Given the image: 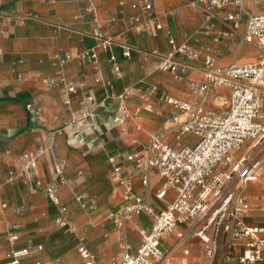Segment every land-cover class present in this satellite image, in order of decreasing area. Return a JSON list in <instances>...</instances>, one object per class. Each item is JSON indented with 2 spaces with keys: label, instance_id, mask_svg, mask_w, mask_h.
I'll return each instance as SVG.
<instances>
[{
  "label": "crops",
  "instance_id": "0c3cea01",
  "mask_svg": "<svg viewBox=\"0 0 264 264\" xmlns=\"http://www.w3.org/2000/svg\"><path fill=\"white\" fill-rule=\"evenodd\" d=\"M136 1L0 0V264L10 249L27 251L21 264H82L79 234L99 262L135 254L137 230L150 228L152 221L138 214L117 225L115 220L132 201L125 199L113 169H119V178H129L131 193L143 203L157 212L165 209L175 194L169 190L162 199L156 197L161 179L145 168L148 148L157 134L177 146L173 133L188 116L166 100L193 105L197 97L191 84L203 82L207 56L217 66L258 59V47L241 39L246 17L240 15L234 31L225 20L236 8L215 11L208 20L199 0H149L151 10L144 16L131 7ZM261 3L243 0V7L257 15L264 11ZM102 40L111 43L104 46ZM121 44L133 49L130 58L123 57ZM172 45L200 52L195 61L174 56L181 66L180 79L157 69ZM91 50L97 55L95 63L75 57L77 51ZM63 53L72 58L59 64ZM110 57L120 76L113 73ZM70 85L73 92L67 91ZM126 92L130 95L124 100L117 98ZM121 106L130 117L120 127L112 119ZM229 106L227 88L211 87L202 100L203 109L215 115H223ZM197 141L186 134L179 145L194 146ZM37 149L43 154L35 169L21 171L18 158ZM129 156L142 160L143 166L136 168ZM239 156L260 167L258 180L242 185L241 191L249 206L244 220L264 237V146H247ZM9 176L13 181L7 183ZM233 184L239 185L236 180ZM48 191L65 208L63 215ZM61 217L75 231L58 226ZM8 226L18 235L11 246L5 236ZM215 228L208 215L178 225L161 240L162 264H236L226 258L234 241L231 234ZM201 237L216 241L213 258H208ZM240 252L231 250L234 258Z\"/></svg>",
  "mask_w": 264,
  "mask_h": 264
},
{
  "label": "built area",
  "instance_id": "2783aa9c",
  "mask_svg": "<svg viewBox=\"0 0 264 264\" xmlns=\"http://www.w3.org/2000/svg\"><path fill=\"white\" fill-rule=\"evenodd\" d=\"M262 2L264 0H254ZM204 4V11L208 20L213 18L215 11L232 7L238 12L227 14L225 20L231 23L232 30L239 28V18L246 17L242 42L255 44L259 49V56L254 63H232L226 66H217L209 57H205L203 82L199 85L191 84L193 94L197 100L192 104L179 103L167 99L166 103L174 105L180 112L187 114V119L178 123V129L173 133L177 146L165 142L160 134L151 137L148 148V157L145 162L146 170H152L161 179V186L156 197L162 199L166 192L172 190L174 200L157 212L147 203L131 193L129 178H119L120 171L117 167L113 174L118 178L119 185L125 190L124 197L131 200L132 204L124 208L118 220V226L131 215L145 214L152 224L150 228H139V246L135 254H124L119 260L108 263L99 262L96 257L85 247V237L78 235L77 251L82 264H162L165 254L161 249V240L173 234L180 224L191 222L200 216H209L215 223V231L221 230L230 233L234 240L228 245L230 250L227 259H234L236 264H264V237L260 235L259 228L245 222L244 215L248 211V202L241 186L254 182L260 177L258 162L249 163L247 156L236 157L245 147L251 149L264 146V11L252 15L243 7V0H199ZM131 7L139 9L145 16L151 10L149 0H138ZM135 18L134 21H138ZM160 29V26H156ZM94 36L99 39V32L94 30ZM110 40H102L106 46ZM172 43V42H170ZM122 55L130 58L133 49L121 44ZM75 57L95 63L97 55L94 51H77ZM175 55H181L189 61L198 60L200 52L185 45L175 47L166 56L160 57L157 69L169 72L180 79V65L174 61ZM72 58L69 53L59 55V64H64ZM112 71L120 76L119 68L114 64L115 58L110 57ZM227 88L230 90V106L223 115H215L205 111L202 100L209 88ZM68 92H73L72 85ZM130 92L117 96L124 100ZM89 98L88 100H92ZM151 111L150 106L145 107ZM130 117L128 111L119 107L112 119L115 126H122ZM194 135L198 141L194 146H180L179 140L183 135ZM43 154L42 149L25 153L18 158L21 171L35 169L38 160ZM129 161H134L136 168L143 166V161L136 156H129ZM114 162V159H110ZM59 173V169H56ZM236 180L239 185L233 184ZM9 176L5 182H12ZM2 182H0L1 184ZM143 184H147L146 178ZM50 202L59 207L60 213H65V208L59 204L58 197L52 192H47ZM5 208V205H2ZM108 218L114 219V214ZM57 225L75 231L67 218L61 217ZM9 245L18 240V235L8 226L5 231ZM208 245L206 254L213 258L216 254L217 243L209 238L204 239ZM240 248L241 252L235 258L231 250ZM27 254L26 250H13L6 254L4 264H21V259ZM49 264V263H47Z\"/></svg>",
  "mask_w": 264,
  "mask_h": 264
},
{
  "label": "rangeland",
  "instance_id": "374dc122",
  "mask_svg": "<svg viewBox=\"0 0 264 264\" xmlns=\"http://www.w3.org/2000/svg\"><path fill=\"white\" fill-rule=\"evenodd\" d=\"M261 4H263V3H261Z\"/></svg>",
  "mask_w": 264,
  "mask_h": 264
}]
</instances>
